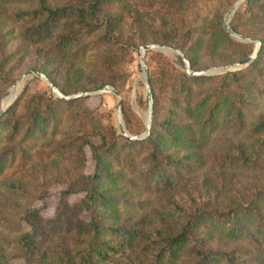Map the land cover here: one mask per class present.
Segmentation results:
<instances>
[{
    "label": "trees",
    "instance_id": "obj_1",
    "mask_svg": "<svg viewBox=\"0 0 264 264\" xmlns=\"http://www.w3.org/2000/svg\"><path fill=\"white\" fill-rule=\"evenodd\" d=\"M169 2L182 6L184 0ZM13 3L30 5L12 15L21 20V36L36 45L30 68L44 72L63 94L101 84L119 90L122 73L113 56L96 59L88 70L74 59L89 49L86 38L97 32L109 49L133 47L148 38L177 47L191 69L208 67L201 64L202 55L223 44L239 47L241 58L252 50L214 20L210 43L202 33L192 37L190 28L178 30L153 18L158 11L140 0H0V6ZM258 17L264 18V0H244L230 22L236 33L261 40L244 69L191 75L180 55L177 67L162 52L151 51L158 70L148 66L152 120L142 139L117 133L102 112L82 104V97L63 99L47 86L25 93V86L0 115V177L14 164L29 163L39 146L46 149L36 156L82 168L88 146L94 167L89 174L65 175L68 186L52 214L44 215L37 206L25 210L29 227L14 241L23 259L11 262L2 255L0 264H264V183L236 188L238 176L264 172V109L252 120L248 116L256 91L246 78L264 69V36L250 28ZM138 20L142 29L134 25ZM201 22L208 30L211 18ZM1 49L0 41V55ZM161 97L167 102L163 113ZM121 109L129 134L141 133L145 127L139 116L125 103ZM221 128L240 133L238 141L211 156L216 173L193 176L201 148ZM94 136L100 141L94 142ZM139 190L152 198L137 197ZM79 191L84 192L80 197L68 199ZM213 235L245 240L247 248L213 247Z\"/></svg>",
    "mask_w": 264,
    "mask_h": 264
},
{
    "label": "rangeland",
    "instance_id": "obj_2",
    "mask_svg": "<svg viewBox=\"0 0 264 264\" xmlns=\"http://www.w3.org/2000/svg\"><path fill=\"white\" fill-rule=\"evenodd\" d=\"M133 1L135 2L136 0ZM236 1L237 0H184L182 6L181 4L172 6L171 4H174L175 2L171 3L169 2V0H140L143 5L149 4L152 11H158V13H153V18L163 19L166 25L173 26L178 30L190 28V34L192 35V37H197L199 33H202L203 38L207 39L206 41L208 42V32L213 26V20L215 24L218 25L220 23L223 27L224 23L228 21V25L230 27V22L232 21L236 9L244 0H242V2L236 7L232 14L228 15L230 7ZM29 6L30 5H24L21 3L1 4L0 6V41L2 47L0 55V107L2 100L7 92L9 93L5 98L4 104L8 103L6 99L11 95H13L11 99L16 95L13 99L14 101L24 90L25 86V93H30L32 91L38 90L43 91L45 89V86H47L53 93L52 89L43 78L32 74L25 75L18 85H14V83L25 71L32 69L30 68V66L33 64L32 62L34 59V55L37 51L36 45L31 44V42L27 41L21 36V20H18L12 16L14 15V13H16L17 9ZM141 6L142 5H140L139 8L141 9L142 13H144L145 11L141 8ZM5 13H11V16H6ZM203 17L211 18L208 30L206 25H202L201 19ZM141 22V20L135 21L134 25H139V29H142ZM127 26V22L125 24L123 23L120 26L121 33H124ZM250 28L252 29L251 31H253L257 35L264 36V18L258 17L257 20L250 25ZM99 35L100 33L97 32L91 36H88L86 39H88L89 42L91 41V43H89V49L83 54L75 56L74 59L76 63H79L82 67H84L85 70H88L90 69L92 63L96 61V59L101 57L103 58L105 55L113 56L119 62L117 70L122 73V78L118 79L119 90H117L120 92L122 98L120 110L123 124L124 119L121 108L122 104L125 103L139 116L142 124L145 127V120L148 115V99L145 100V98L147 97L146 86L143 76V70L141 68L140 58L137 55V48L143 44L159 42L152 41L148 38L144 43L137 44L133 47L130 46L125 47L121 50H117L113 48L109 49L104 44L103 40L101 38H98ZM229 35L235 41H241L251 44L252 50L247 55H250L258 45V42L242 40L231 35L230 33ZM141 36L144 37V33H142ZM250 37L255 38L261 44V40L260 38H258V36ZM167 46L174 47L171 45ZM151 51L162 52L174 63L175 66H179L177 55L180 54L178 52L171 49L165 50L160 48H150L144 52V55L147 67L149 66L151 70H158ZM240 53V48L236 45L234 47V45L232 44H223L219 47L218 50L215 51L207 50V52L202 55L201 64L208 65V67L201 69H208L214 66L225 65L224 63H221L222 60H230V62H228L227 64H232L235 61L242 59ZM250 62L231 70L236 71L239 69H244V67H246ZM95 71L97 70H93L92 72ZM42 73L46 75L44 72ZM217 73L221 72H214L210 74ZM260 74L261 75L258 76L257 73L252 72L248 76H246V78L251 80L252 82L250 89L256 91L254 93L255 96L253 104L248 109V116L249 114H251L252 116L251 120L254 119L264 109V69ZM254 78L255 81H253ZM81 82L84 83L83 78H81ZM254 82L255 84H257V86H255L254 84L255 88L253 87ZM108 85L114 87V85L112 84ZM88 89L89 87H85L84 89H79L76 92L87 91ZM161 90L164 93L163 96H165L167 92L164 91V87ZM81 97L83 98V105L87 106L90 109L102 112V119H104V121H107V118H109V120L117 128V133H119L116 109L118 97L112 91L88 93ZM140 97L143 98L142 102H139ZM160 101L161 103L165 101L163 102L164 110L162 111L160 109L161 113H163L166 110L165 108L167 106V102L164 97H161ZM10 104H8V106ZM74 108H79V105L75 104ZM19 110L20 109H18V111ZM144 131L145 129L141 133H143ZM127 133L129 134L128 131ZM240 135V133L233 132L228 128H221L216 130L212 141L206 147L201 148L202 157L197 163L195 172H193L192 175L201 176L205 173H208L210 170L213 174L216 173L218 170L212 162L211 156L215 153L218 154L219 152H221L228 144L238 141ZM92 140L94 142L100 141L97 136L92 137ZM43 149L45 150L46 148H40V146L37 147L35 151L31 153L32 157L29 163H27L25 166H19L18 163L14 164L12 167L8 168L6 172L0 177V259L3 255L8 256L11 262L22 261L23 257L21 255H18V252L14 247V241L19 236L21 230H27L29 227L22 216L26 209L31 206H37L42 207L41 212L44 215L52 214L56 204L60 199L61 191L66 189L68 186L67 182L64 181L66 179L65 175L74 178L81 172L89 174L93 171L94 161L88 146H85L86 165L83 168L80 166H72L64 160H54L46 157L41 158L36 156V154L41 152V150ZM263 173L264 172L258 171L259 175L252 176L249 174H244L238 176V186L236 188L240 190L242 185L259 182L260 184L264 183ZM210 175L211 174H209V176ZM54 176H60L63 178H61L60 180H54ZM18 188L19 191L17 190ZM40 191H43L44 194L38 196V193ZM83 193V191L71 193L69 194L68 199L70 201H73L76 198L80 197ZM147 196H149V198H152L151 195H147L140 190L137 195V197L139 198H145ZM84 215L87 216L86 213H84ZM209 241L211 246L226 250H229L231 248H247L245 240L232 242L213 235V237Z\"/></svg>",
    "mask_w": 264,
    "mask_h": 264
},
{
    "label": "water",
    "instance_id": "obj_3",
    "mask_svg": "<svg viewBox=\"0 0 264 264\" xmlns=\"http://www.w3.org/2000/svg\"><path fill=\"white\" fill-rule=\"evenodd\" d=\"M242 2V0H237L235 3H233V5L230 7L229 11H228V15L232 14L234 12V10L236 9V7ZM224 27L226 28V30L228 31V33H230L231 35L242 39V40H250V41H255L258 42L257 47L253 50V52L250 55H247L246 57L235 61L232 64H225V65H219V66H214L208 69H191L190 65H189V61L188 59L185 57L184 53L177 47H170L167 45H163L160 43H148V44H143L141 46H139L137 48V55L140 58V62H141V68L143 70V76H144V80H145V86H146V95H147V99H148V115L147 118L145 120V131L143 133L140 134H128L122 118H121V102H122V98H121V94L120 92L115 89L113 86L108 85V84H101V85H97L94 87L89 88L87 91H78L72 94H63L61 93L57 87L53 84V82L46 76L44 75L41 71L38 70H33L30 69L28 71H25L20 77L19 79L14 83L16 84L17 82H20L23 77L27 74H32V75H36L38 77L43 78L47 84L50 86V88L53 91V94L57 97L63 98V99H70V98H75V97H81L84 96L88 93H95V92H102V91H112L117 97H118V101L116 103V109H117V118H118V126H119V132L126 135L129 138L132 139H142L144 138L146 135H148L149 131H150V126H151V120H152V94H151V88L149 86V80H148V67L146 64V59H145V55L144 52L147 49L150 48H160V49H171L174 50L176 52H178L180 54V56L182 57L184 64H185V71L188 74L191 75H204V74H210V73H214V72H222V71H226V70H231V69H235L238 66H241L243 64H247L248 62H250L258 53V50L261 46L260 42L258 40H256L253 37L250 36H246L240 33H236L235 31H233L229 25H228V21H226L224 23ZM8 93V92H7ZM6 93V94H7ZM16 96V95H15ZM15 96L12 98V100L6 104H4L3 102L1 103V107H0V115L4 112V110L6 109V107L8 106V104H10L13 99L15 98Z\"/></svg>",
    "mask_w": 264,
    "mask_h": 264
},
{
    "label": "bare ground",
    "instance_id": "obj_4",
    "mask_svg": "<svg viewBox=\"0 0 264 264\" xmlns=\"http://www.w3.org/2000/svg\"><path fill=\"white\" fill-rule=\"evenodd\" d=\"M19 83H20V82H17L16 85H18ZM14 85H15V84H14ZM14 85H13V86H14ZM16 85H15V86H16ZM16 88H17V87H16ZM8 93H9V92H8ZM8 93H7V94L5 95V97L3 98V100H2L3 103L5 102V98H6V96L8 95ZM11 94H12V93H11ZM15 94H16V93H15ZM12 96H13V95H11V96H10L9 98H7L6 100H7L8 102H10V101L12 100V99H11ZM9 100H10V101H9ZM5 104H6V103H5Z\"/></svg>",
    "mask_w": 264,
    "mask_h": 264
}]
</instances>
